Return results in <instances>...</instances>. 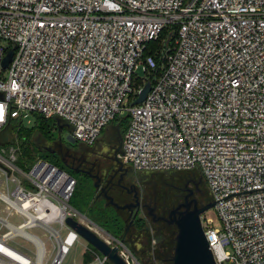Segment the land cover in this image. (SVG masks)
Returning a JSON list of instances; mask_svg holds the SVG:
<instances>
[{"label":"built area","instance_id":"obj_1","mask_svg":"<svg viewBox=\"0 0 264 264\" xmlns=\"http://www.w3.org/2000/svg\"><path fill=\"white\" fill-rule=\"evenodd\" d=\"M146 82L144 99L132 105ZM0 105V130L42 115L89 146L127 115L121 164L196 171L220 222L201 214L215 263L264 264V0H0ZM15 159L11 152L0 165V244L29 263L9 244L26 238L7 226L29 221L47 199L59 203L45 175H69L42 159L25 172ZM73 186L72 178L66 206ZM0 261L9 259L0 253Z\"/></svg>","mask_w":264,"mask_h":264},{"label":"rangeland","instance_id":"obj_2","mask_svg":"<svg viewBox=\"0 0 264 264\" xmlns=\"http://www.w3.org/2000/svg\"><path fill=\"white\" fill-rule=\"evenodd\" d=\"M165 38H167V34L166 32H163L156 39V41L153 42V44L150 46L151 50L158 49ZM36 120H35V116H30L28 118L23 119L20 122L16 120V122L20 126L19 132H17L15 129L10 130L7 127L0 131V165H3L5 163V160L9 159L11 152H13L16 155L15 166H17L19 169L25 172L28 171L29 168L32 167V165L38 159H42L44 161L56 165L61 170L65 171L69 175L75 177L78 181L82 182L83 181L82 179H84L85 176L80 172H78V170H73L70 169L68 166H66L59 159V156L55 153L58 152L59 146H61L62 152H65L66 148H69L70 150H72V152H80L81 150L87 148L88 152H93L88 156V159L90 161L97 159L98 162L99 161L101 162L102 166H106L110 162L113 163L115 162V165H117V167H120V165L116 163L114 159L115 158L119 159L118 154L120 151L121 142L119 143L113 142L112 140L117 130L116 124L118 121L112 122L106 128V130L101 134L99 139L96 140V143L89 146L79 141L72 143L68 139V135L70 131L69 128L63 122L57 120V118H50L47 120L45 117L43 118L38 116ZM40 121H42L43 123L46 122L48 126V130L46 132L37 129L36 124ZM58 126L61 127L59 128ZM123 128L124 127H121V130H123ZM23 134H28V136L31 138V141L38 147V149L33 145H30L29 144L30 142L28 141L25 144H23V150L29 144L27 146L28 147L27 149L32 152H27L28 154H23V152H21L20 141L18 140L19 137L22 136ZM47 148L51 150H48ZM53 149L55 151H53ZM106 155H109V158ZM121 168L122 170H124V172L128 173V178L130 179V181L133 180L135 183L139 184V187L142 190L143 195H145L144 197L151 196L150 198H152L154 196V193L159 192L158 193L159 198L160 199L166 198V200H168L167 201L168 203L175 198L174 194L176 192L173 191V189H171L170 196L164 193L170 190L169 187L170 184L172 185L179 184L182 186L186 180L187 183H189L191 182V180H197L199 178L195 174L190 173V171L135 172L130 168L125 169L123 166ZM13 174L19 176V174H17V171H15ZM5 177L6 175L0 170V179L4 181ZM91 182L93 183V179H91ZM202 186L203 184L201 183L199 185L200 191L205 188L208 191V187L206 183H204L205 188H202ZM2 190H3V185L0 186V191ZM162 193H164L168 197L162 195ZM159 198L157 203L161 204L162 202H160ZM103 203L106 204V200L104 198H103ZM86 212H87L86 210L79 211L76 210L75 208L73 209L70 208L69 206H66L65 217L73 216L81 223L89 226L101 238L107 240L110 243V245L118 246L119 250L123 252L124 256L127 257L129 261L136 260L140 264H152V263L160 264L154 258L155 256H157V250L159 251L162 248L160 246L161 242L157 238V235H159V233L162 234L163 232L160 226L153 225L149 227L147 231H144L141 234H137L138 238H136V243H134L135 242L134 240L133 242L131 241L130 243H128V245H126L124 242L121 245L117 241L119 240L118 238H115L114 236L110 235L108 232H106L107 231L106 229L100 226L99 223H96L95 221L88 218ZM0 215H6V211L4 209V205L1 200H0ZM204 216L211 217L214 219L215 214L213 209L211 208L206 212H204ZM7 218L14 224H17L19 221L16 218V216L9 215L7 216ZM213 225L215 227H219L220 222L215 218ZM51 226L58 231L57 232L58 236L61 238H64L68 233V231L70 230V228L65 224V222L63 225L56 222L54 224H51ZM49 229L47 226L41 225L38 227H32L28 230L29 232L39 236L41 241L44 242L46 253H44L45 257H43L41 264H51L52 260L55 258L57 253L58 239ZM4 230L5 228L4 227L1 228L0 226V234L4 232ZM9 244L17 248L18 250L23 251L25 254L31 257L32 260L34 259L35 261L36 249L30 241L22 237H13L9 240ZM83 245H84L83 254L87 252L86 254L88 256L91 255V257H93L92 261L88 264H104L102 263L104 261L102 259L103 256L100 257V254L96 255L93 251H91L92 247L87 242H85L81 237L76 238V241L73 242L67 254H65L64 257L62 258L60 264H79L81 258V248ZM2 254L6 255L4 252Z\"/></svg>","mask_w":264,"mask_h":264},{"label":"water","instance_id":"obj_3","mask_svg":"<svg viewBox=\"0 0 264 264\" xmlns=\"http://www.w3.org/2000/svg\"><path fill=\"white\" fill-rule=\"evenodd\" d=\"M12 51L8 50L4 55L1 65L6 68ZM150 88L149 82H146L139 90L138 96L132 102V105L140 103ZM67 126V125H66ZM59 128L61 126H58ZM68 127V126H67ZM71 142L73 139L68 136ZM116 163L120 165L119 169L123 166L119 159H114ZM72 180L69 176L67 183ZM195 187V191H200L199 185L202 183L201 178L197 180H191ZM94 187H99L97 180L94 182ZM103 197L106 200V205H110L116 209H130L132 207L139 206L137 200L136 191L134 192L135 203L118 204L113 200L111 195H108L104 188H101ZM191 188H187V194L184 195V199L176 207L168 211L167 217H156L153 212V207L148 208V215H151L153 219H162L168 224H172L175 228L173 251L170 256V264H216L209 248L208 242L204 235L201 226V214L211 209L214 206L213 201H207L199 204L197 199L190 197L193 194ZM190 197V198H189ZM70 208H72L70 206ZM65 224L75 233L76 236L81 237L85 242L95 248L104 259L108 260L111 264H127L125 259L121 256L119 247L110 245V243L101 238L95 231L89 226L81 223L73 216H67L64 220ZM129 224L125 226L126 233L128 231ZM121 244L124 242V236L117 240Z\"/></svg>","mask_w":264,"mask_h":264},{"label":"flooded vegetation","instance_id":"obj_4","mask_svg":"<svg viewBox=\"0 0 264 264\" xmlns=\"http://www.w3.org/2000/svg\"><path fill=\"white\" fill-rule=\"evenodd\" d=\"M72 143H75V141ZM53 151L55 150L53 149ZM55 153L59 156V159L70 169L85 172L93 179V182L97 180L99 187L96 190L101 197H103L101 188H104L106 193L108 195H111L113 197V200L118 204H125L130 202L135 203L134 192L136 191L139 206L132 207L130 209H116L113 207L118 217L122 219L120 220L125 224V226L129 224L128 230L131 229L137 223V220L141 217L145 219L147 225L160 226L161 228L167 226L174 227L172 224H168L162 219H153L151 215H148V208H154L153 212L155 213L156 217H167L168 211L176 207L180 202L183 201L184 195L187 194V188H191L194 191L190 197L196 198L199 204L203 203L200 197V191H195L194 185L191 182L187 183V180L183 183L182 186L179 184H170V190L164 193L170 196L171 189L176 192L174 194L175 198L168 203V200H166V198H159V192L154 193V196L152 198H150L151 196L144 197L145 195H143L139 184L135 183L133 180L130 181V179L128 178V173L124 172L122 168L119 169V167L115 165V162H110L106 166H102L101 162L99 161V163L97 159L90 161L88 159V156L93 152H88L87 148L81 150L80 152H72V150L66 148L65 152H62V148L61 146H59L58 152ZM106 156L109 158V155ZM123 167L125 169H129L125 166ZM164 193H162V195L168 197ZM158 198L160 202H162L161 204L157 203Z\"/></svg>","mask_w":264,"mask_h":264},{"label":"trees","instance_id":"obj_5","mask_svg":"<svg viewBox=\"0 0 264 264\" xmlns=\"http://www.w3.org/2000/svg\"><path fill=\"white\" fill-rule=\"evenodd\" d=\"M153 43H149V47ZM35 120L37 119L38 116L43 117L42 115H34ZM47 120L50 118H46ZM60 122H62L60 119L57 118ZM37 121V120H36ZM114 121H118L116 126L117 130L116 133L114 134V137L112 138L113 142H121L124 130L126 128L127 122H128V116H115V118L107 125L105 126L101 134L106 130V128ZM9 128L10 130H16L17 132L20 131V126L16 122V120H9V122L6 124L4 128ZM36 127L38 130H43L46 132L48 130V126L42 121L38 122L36 124ZM121 127H124L123 130H121ZM2 128L1 130H3ZM120 129V130H119ZM0 130V131H1ZM97 138V140L99 139ZM20 141V147H21V152L23 154H28L27 152H32L28 150L27 146L33 145L38 149V147L31 141V138L28 136V134H23L22 136L19 137L18 139ZM111 140V141H112ZM30 142L23 150V144L26 142ZM112 142V143H113ZM40 150V149H39ZM47 152V151H46ZM54 165V164H53ZM56 166V165H55ZM57 167V166H56ZM59 168V167H58ZM81 174L85 176L84 179L78 181L75 177L71 176L74 179V186L73 190L69 196L68 199V204L71 206L73 209L75 208L76 210L83 211L86 210L87 212V217L90 218L91 220L95 221L96 223H99L101 227L106 229L110 235L114 236L115 238L121 239L124 236V243L128 245L131 241L136 243V238H138L137 234H141L144 231H147L151 225H147L146 221L144 218H140L137 220V223L127 231V233H124L125 231V226L124 223L121 222L120 218L118 217L117 213L115 212L114 208L110 205H106L103 203V198L97 193L96 188L94 187L93 183L91 182V177L86 174L85 172H82L78 170ZM197 174V175H196ZM195 175L199 176L198 173L195 171ZM203 186L202 188H205L204 183H202ZM75 197V198H74ZM200 197L202 199V202H207L210 199V195L208 191L205 189L200 191ZM162 234L159 233L157 235L158 240H160V246L162 247L159 251L157 250V256L154 258L159 262L160 264H170V256L172 253L173 249V244H174V234H175V228L174 227H164L161 228ZM126 234V235H125ZM91 246V245H90ZM92 247V246H91ZM91 251H93L96 255H99L100 253L92 247ZM85 252L82 256V261L84 264H88L92 261L93 257L88 256ZM102 255L100 254V257ZM104 264H111L108 260H104ZM147 263V262H146ZM153 264V263H152Z\"/></svg>","mask_w":264,"mask_h":264},{"label":"bare ground","instance_id":"obj_6","mask_svg":"<svg viewBox=\"0 0 264 264\" xmlns=\"http://www.w3.org/2000/svg\"><path fill=\"white\" fill-rule=\"evenodd\" d=\"M45 177L46 178L44 180H46V184L48 186H52L55 189L59 203H54L52 201H49L50 199H47L43 202V207L42 208L40 207L41 209L36 216L33 217L29 216V221L15 227L9 225L7 226L9 229H11L12 233H19L36 245L35 261L33 259L29 261V263H26V260L15 250L0 244V253L2 254L4 252L7 256L3 254L2 255L9 259V262L0 261V264H41L42 263L43 257H45L44 253H46V250L44 248V242H42L41 239L37 237V235H33L32 233L26 231V229L29 226L34 225V223L47 226L48 229L50 228L49 230H51L58 239L57 253L55 258L52 260L51 264H60L64 255L67 254L73 242H75L76 238H78L72 230L71 231L69 230L66 236L64 238H61L58 236L57 233L58 231L51 226V224H54L56 222L60 223L61 225L64 224L66 204L63 203L62 200L65 199L68 193L66 191V183H67L66 176L64 174L55 173L54 177L53 176L48 177L46 175ZM56 178L58 179L56 180Z\"/></svg>","mask_w":264,"mask_h":264},{"label":"snow or ice","instance_id":"obj_7","mask_svg":"<svg viewBox=\"0 0 264 264\" xmlns=\"http://www.w3.org/2000/svg\"><path fill=\"white\" fill-rule=\"evenodd\" d=\"M3 117H4L3 106L0 105V119H3Z\"/></svg>","mask_w":264,"mask_h":264},{"label":"crops","instance_id":"obj_8","mask_svg":"<svg viewBox=\"0 0 264 264\" xmlns=\"http://www.w3.org/2000/svg\"><path fill=\"white\" fill-rule=\"evenodd\" d=\"M83 251H84V245H83L82 248H81V258H80V262H79V264H84L83 261H82Z\"/></svg>","mask_w":264,"mask_h":264},{"label":"clouds","instance_id":"obj_9","mask_svg":"<svg viewBox=\"0 0 264 264\" xmlns=\"http://www.w3.org/2000/svg\"><path fill=\"white\" fill-rule=\"evenodd\" d=\"M3 121V119H0V122H2Z\"/></svg>","mask_w":264,"mask_h":264}]
</instances>
